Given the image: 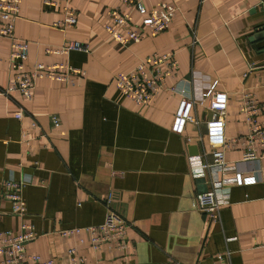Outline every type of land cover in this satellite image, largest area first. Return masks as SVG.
<instances>
[{
  "label": "crops",
  "instance_id": "1",
  "mask_svg": "<svg viewBox=\"0 0 264 264\" xmlns=\"http://www.w3.org/2000/svg\"><path fill=\"white\" fill-rule=\"evenodd\" d=\"M67 1L77 22L60 30L51 26L63 17L60 9L21 0L14 35L28 44L25 69L41 62L83 70L72 82L40 78L29 98L17 90L4 94L13 71L9 40L0 39V231L19 234L23 222L31 224L37 236L25 244L27 253L56 264H70L69 248L84 264H264V149L260 160L240 162L245 171L259 169L253 184L236 185L231 172L215 168L199 171V163L212 162L203 123L210 111L196 103L191 113L200 123L186 122L176 133L179 94L164 89L136 105L112 82L153 52L173 53L178 66L166 87H188L193 98L206 88L225 92L224 134H245L243 94L264 103L262 43L254 41L260 0H140L147 9L168 2L177 12L167 30L155 36L144 30L140 42L127 46L104 30L108 10L120 0ZM72 40L87 51H46ZM53 114L58 128L51 126ZM258 119L264 124V111ZM242 152L228 149L225 159L236 162ZM9 177L29 180L22 215L2 196ZM210 189L223 202L217 220L192 208L195 194ZM109 209L131 224L123 251H94L83 231L58 233L99 224Z\"/></svg>",
  "mask_w": 264,
  "mask_h": 264
},
{
  "label": "built area",
  "instance_id": "2",
  "mask_svg": "<svg viewBox=\"0 0 264 264\" xmlns=\"http://www.w3.org/2000/svg\"><path fill=\"white\" fill-rule=\"evenodd\" d=\"M21 0H0V39L9 40L8 62L13 71L3 93L19 91L29 98L36 79L45 78L61 82H72V76L83 74V70L66 64L35 63L30 69H25V60L28 55V44L15 38V23L18 18ZM45 8L60 9L63 17L54 21L51 26L60 30L73 27L77 22V12L67 0H42ZM177 7L168 2H160L155 7L147 9L140 0H120V6L111 7L108 12V21L104 30L108 36L121 45L127 46L140 42L143 31L151 36L164 32L170 26ZM136 14L140 16L137 20ZM196 39L193 40V43ZM87 45L77 40L68 41L58 48H48L49 53L67 54L71 51H87ZM178 61L173 53L153 52L139 61L134 68L127 72H117L112 76L115 88L129 98L136 105L148 104L161 90L168 89L180 95V101L174 112L171 129L176 133L183 131L186 122L199 124L192 113L195 104L205 106L210 111L209 118L203 121L206 128V139L212 156L211 163H199L198 170L215 168L222 174L231 172V182L236 185L253 184L257 180V172H250L240 167V162L258 161L262 158L260 150L264 149V124L258 116L264 111L261 103L253 93L246 92L239 103V110L244 116L247 125L245 134L226 137L224 134L227 94L221 91L201 90L198 98H193L191 90L184 86L166 87V79L174 74ZM15 118L20 120L24 116L22 110L15 112ZM51 126L58 128L60 120L56 115L50 116ZM32 127L36 122L32 121ZM63 134V132H61ZM190 140L189 137L186 138ZM241 146L242 156L236 162L225 159V151ZM259 151V153H258ZM37 164V162H36ZM253 171H256L253 173ZM26 180H15L12 177L3 181L2 196L11 204V212L22 215L26 211L25 201L22 197ZM223 202L219 201L214 189L195 194L192 201L194 210L206 213L211 220H217ZM128 223L120 214L108 210L104 220L96 225L73 227L60 230L63 237L79 235L82 231L89 236L92 250H101L104 247L115 251L126 248ZM37 233L32 225L23 222L19 234L10 231H0V264H56L50 259H42L40 255L27 253L25 244L34 239ZM74 248L68 249L70 264H84L81 257L76 256ZM228 254V253H227ZM219 255L218 258H222ZM174 264H179L175 262Z\"/></svg>",
  "mask_w": 264,
  "mask_h": 264
},
{
  "label": "water",
  "instance_id": "3",
  "mask_svg": "<svg viewBox=\"0 0 264 264\" xmlns=\"http://www.w3.org/2000/svg\"><path fill=\"white\" fill-rule=\"evenodd\" d=\"M258 10L260 12V24L257 28L256 34H255V38L254 41L255 42H260L262 43V45L259 48V53L263 55L264 57V0H260V4L258 6ZM193 153L196 154V147L194 146L192 148ZM201 181H203L202 179H200ZM205 190H203L204 192Z\"/></svg>",
  "mask_w": 264,
  "mask_h": 264
}]
</instances>
